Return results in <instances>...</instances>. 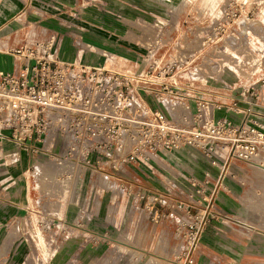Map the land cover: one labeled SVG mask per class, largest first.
<instances>
[{"label": "rangeland", "instance_id": "rangeland-1", "mask_svg": "<svg viewBox=\"0 0 264 264\" xmlns=\"http://www.w3.org/2000/svg\"><path fill=\"white\" fill-rule=\"evenodd\" d=\"M16 1L0 27V264H264L257 157L149 154L141 132L144 102L179 123L194 99L257 86L264 133V0Z\"/></svg>", "mask_w": 264, "mask_h": 264}, {"label": "built area", "instance_id": "built-area-1", "mask_svg": "<svg viewBox=\"0 0 264 264\" xmlns=\"http://www.w3.org/2000/svg\"><path fill=\"white\" fill-rule=\"evenodd\" d=\"M164 90L165 85L162 87V91ZM257 90V86L241 89L238 96L229 97L227 102L219 100L213 103L203 97L194 99L192 104L195 106V114L190 118L179 117L181 118L179 123L169 122L162 110L151 114L148 104L144 102L142 106L147 107L148 121L141 127V132L148 134L149 137L147 152L152 154L156 151L188 146L211 157L212 164L219 165V162H224L231 150L239 157H257L258 162L264 167V133L260 125L250 124L252 110L255 108L252 96L256 95ZM240 103H243V106ZM250 130L255 135L253 141L243 143L244 134Z\"/></svg>", "mask_w": 264, "mask_h": 264}, {"label": "crops", "instance_id": "crops-1", "mask_svg": "<svg viewBox=\"0 0 264 264\" xmlns=\"http://www.w3.org/2000/svg\"><path fill=\"white\" fill-rule=\"evenodd\" d=\"M3 2H8V4L10 5L9 11L6 12L5 14H1L0 15V27L7 22L8 20L12 19L14 17V15L18 12V10H16V6H17V1L16 0H0V5ZM21 18H23V13L21 14V16L17 17L16 19L21 21Z\"/></svg>", "mask_w": 264, "mask_h": 264}, {"label": "bare ground", "instance_id": "bare-ground-1", "mask_svg": "<svg viewBox=\"0 0 264 264\" xmlns=\"http://www.w3.org/2000/svg\"><path fill=\"white\" fill-rule=\"evenodd\" d=\"M2 5H3L4 7L7 6V7L10 8V5L8 4V2H3ZM148 29H149V28H148ZM149 31H150V30H149ZM151 31H152V30H151ZM151 31H150V32H151ZM153 32H154V31H153ZM151 34H152V32H151ZM253 59H254V58H253ZM262 61H263V60H262ZM237 69H238V68H237ZM238 70H239V69H238ZM168 105H169V104H168ZM51 169H53V168H51ZM260 170H261V169H260ZM54 171H55V170H54ZM57 171H58V170H57ZM49 172H50V171H49ZM55 172H56V171H55ZM55 172H54V173H55ZM51 173H53V172L51 171ZM49 174H50V173H49ZM263 175H264V174H263ZM51 176H52V174H50L49 177L53 179L54 177H51ZM53 176H54V175H53ZM262 177H263V176H262ZM48 180H49V179H48ZM50 180H51V179H50ZM50 182H51V181H50ZM51 183H52V182H51ZM56 184H57V183H56ZM56 184H55V185H56ZM58 184H59V183H58ZM57 187H58V186H57ZM262 187H263V186H262ZM60 188H61V187H60ZM57 189H59V188H57ZM46 191H47V190H46ZM60 192H61V191H60ZM59 194H60V193H59ZM54 195H55V194H54ZM62 198H65V193L62 195ZM246 208H248V207H246ZM261 208H262V207H261ZM259 209H260V208H259ZM261 210H262V209H261ZM259 228H260V227H259ZM261 228H262V227H261Z\"/></svg>", "mask_w": 264, "mask_h": 264}]
</instances>
